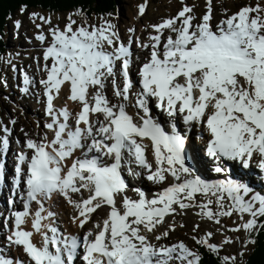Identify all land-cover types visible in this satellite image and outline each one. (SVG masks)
I'll use <instances>...</instances> for the list:
<instances>
[{
    "label": "snow or ice",
    "instance_id": "obj_1",
    "mask_svg": "<svg viewBox=\"0 0 264 264\" xmlns=\"http://www.w3.org/2000/svg\"><path fill=\"white\" fill-rule=\"evenodd\" d=\"M206 8L194 23L192 8L184 6L176 16L150 25L156 34L148 37V43L137 39L138 47L151 51L139 67L135 92L129 74L130 49L110 20H102L99 26L73 28L75 21L69 18L63 29L50 26L51 42L43 49V59H51V65L45 63L46 75L39 83L44 112L50 118L44 127L53 136L34 140L25 134L24 148L31 155L16 154L12 181L14 189L23 185V210L10 213L12 226L5 237L10 245L22 248L28 264H75L78 246L82 264H198L201 257L183 242L157 245L149 239L166 216L190 208L199 209L196 215L216 224L222 216L240 214L241 222L230 231L250 233L258 223L264 227V221L256 219L264 216V195L253 191L243 175L214 182L202 179L189 161L187 133L182 135L171 123L179 113L186 127L203 125L208 133L205 152L215 162L216 173L227 172L230 162L250 171V162L258 156L257 167L264 181V16L260 15L264 10L242 7L213 28L211 0ZM138 11L144 13L145 6L141 4ZM252 12L257 14L250 16ZM37 18L50 23V19ZM14 23L19 27V21ZM165 29L170 33L166 39L162 37ZM36 39L43 42L45 35L37 34ZM117 73L122 86L117 83ZM20 74L25 85L20 91L27 92L31 81L22 69ZM109 78L115 103L105 94ZM65 83L69 85L67 100L79 105L74 124L68 107L56 108L53 103ZM130 101L134 115L127 111ZM152 101L169 118L171 132L152 115ZM93 116L103 118H90ZM3 132L0 151L9 146L8 129L4 127ZM145 139L150 141L154 167L146 158ZM69 158L70 164L66 163ZM192 160L198 162L195 152ZM133 162L154 184L168 176L172 182L151 199L139 188H133L136 196L130 197L122 166ZM128 171L142 175L130 167ZM81 190L88 193L87 198ZM73 194L81 198L73 199ZM197 194L203 197L200 203ZM53 195L75 209L71 219L80 229L101 206L109 210L102 223L83 232L79 243L76 235L62 238L56 227L44 223L54 215L51 211L44 214V202ZM32 202L37 205L35 212L31 211ZM13 203L10 198L8 204ZM213 204L215 211L210 207ZM245 213L250 217L247 220L243 219ZM29 217L31 230H25L22 225ZM34 234L40 237L39 242L33 241ZM167 235L164 231L155 239ZM193 240L213 253L218 251L204 237ZM224 242L230 241L226 238ZM229 261L224 257L221 264ZM0 264L24 261L0 257Z\"/></svg>",
    "mask_w": 264,
    "mask_h": 264
},
{
    "label": "rangeland",
    "instance_id": "obj_2",
    "mask_svg": "<svg viewBox=\"0 0 264 264\" xmlns=\"http://www.w3.org/2000/svg\"><path fill=\"white\" fill-rule=\"evenodd\" d=\"M114 1H116V6L113 8V14L109 15L107 18L98 20L89 19L83 14L77 13L76 11H70L73 14L72 15L70 13L49 14L37 10H24L19 11L18 16L9 23V35L7 41L9 44V49L12 50V55L10 56V61L8 64L10 66L8 74L10 79V92L9 94L0 95V136L4 135L3 128L6 127L8 129L7 138L10 142L8 149L11 147L13 148L8 153H6V151H0V165H2V168H0V198H2L0 199L1 230L4 228L3 216L6 209L5 208L1 210L2 201H4L3 205H5V197L3 194L6 193V189L8 188L7 180L10 177L12 170L10 157L14 153H18L16 152L17 139L15 140L16 136L14 133L15 131L17 133L20 131L25 132L24 130L26 127L31 130L34 129L35 126L38 127L39 124L43 125L44 123L43 117L36 115L33 109L32 95L35 89L32 86H28L27 92L20 91L22 88L21 80H23L20 74L21 69L26 75H31L33 77L34 74L38 73L41 61H44L48 64L50 63V60L45 61L43 59V49L45 48V44L47 42H45L44 45L41 44L36 39V34L38 32L49 33L50 26L63 29L69 18L75 21L73 28H75L77 25L84 24L89 26H99L102 20H110L111 23L115 25L121 42H124L125 45L127 44L128 46H134L136 40L139 39L138 35L140 36V31H143L144 35L147 36V34L151 32L152 29L150 25L157 24L165 17L175 16V13L179 8L182 9L184 6L191 7L192 14L195 17V22H199V17H201L207 10V0ZM141 4L145 6V11L142 14L138 11ZM239 6L249 8H255L258 6L261 10H264V0H211V16L215 26L220 23L223 18H227L230 16V14H234ZM33 13L37 14V16H32ZM76 13L77 15H75ZM256 14L257 13L252 12L250 13V16H255ZM260 15L264 16V11H261ZM37 17H44L46 20L50 19V23H45L44 20H41ZM15 21H19V27L15 25ZM37 25H39V28ZM129 29H132V31H129ZM134 58L139 60V58L136 56ZM13 66H15V70H13ZM118 83L119 85L121 84V78L118 80ZM106 86L112 90L111 78L106 81ZM191 138L192 142L190 145H192L191 147L193 152L201 157L203 147L197 145L195 141H193V135H191ZM200 157H198V162L200 163L202 170H200L197 166L196 168L195 165H193V162V164L191 162L190 163L192 164L194 171L200 175L202 179L207 181H222L225 179H231V174H228L227 172L216 173L214 171L216 164L213 160ZM209 164H211L210 168L207 166ZM5 165H8L7 171H4ZM204 167L208 170L206 174ZM254 173L257 176V172L254 171ZM234 174L251 178L252 181L251 184H249L250 187L255 191H259L261 189L259 186H257V182L253 180L254 177L249 172L242 174L236 167ZM171 182L172 178L168 176L166 177V180L161 183L153 184V182L147 180L144 181L143 184L146 185L149 190H152L153 193H157ZM140 183L141 181L137 182L138 188ZM260 194L264 195L263 191ZM196 200L198 203L202 202V195L197 194ZM210 207L213 211L216 210L215 204L211 205ZM196 209L197 208L191 209L192 216L190 217L179 213L171 214V217L165 219L163 222L161 231V233L168 231V235L159 241L155 239V236H149L151 242L157 245H172L178 242H183L189 248V250L192 251V245L196 244V241L193 240V237H196L197 239L204 237L209 243L217 246V252L222 258L229 257L230 262L231 260H236L241 252H248L250 250L249 245L244 242L248 233H246L243 229H240L239 231H230L231 228L235 227L236 224L241 222L240 214L234 213L231 216H222L220 218V224H216L214 221L207 220L206 218H204L206 221H202V219H200L201 217L196 215ZM100 217H103V211L99 218ZM249 218L250 217L247 213L243 214L244 220ZM169 225H174V228H169ZM255 228L256 226L254 229ZM208 233H211V235L209 236ZM226 238L230 242L225 243L224 241ZM1 241L2 240H0V246ZM7 251L9 252V249H7Z\"/></svg>",
    "mask_w": 264,
    "mask_h": 264
},
{
    "label": "bare ground",
    "instance_id": "obj_3",
    "mask_svg": "<svg viewBox=\"0 0 264 264\" xmlns=\"http://www.w3.org/2000/svg\"><path fill=\"white\" fill-rule=\"evenodd\" d=\"M40 33H43L45 35V40L43 42H41L39 40L38 41L41 44H43V45L45 44V42H47L45 44V47L46 46H49V44L51 42V38H50L49 33L38 32L37 34H40ZM155 34L156 33H155V31H154L153 28L151 29V32H149L147 34V36L144 35L143 31H140V36L138 35L140 43L141 44L148 43L149 42L148 41V37L150 35H155ZM168 35H170V33H169V31L167 29H165L164 32L162 33V37L164 39H166ZM122 43L125 45L124 42H122ZM125 46L126 47H129L130 52H131V64H130V69L129 70H130V72L131 71H136V69L139 68L141 66V64L145 61V58L148 56V53L151 51V49L150 48L149 49H144V48L138 47L137 43H135L134 46H128L127 44ZM161 47H162V45H161ZM135 56L138 57L139 60H136L134 58ZM45 63L46 62L41 61L39 71H38V73L34 74L33 77L31 75H28V77H29V79L31 81V84L29 86H32L35 89L33 91V95H32V105H33V109H34L36 115H38L40 117H43L44 123H43V125L42 124H39L38 127L35 126L34 129H31V130H29L26 127L25 130H24L25 132H21L20 131V132L17 133L15 131V133H14V135L16 136V139L18 141V146L16 147V150H18L19 152H22L23 151L29 157L31 155V151L28 150V149H26V148H24V140L26 138L25 134H27V137L28 138H32L34 140H38V139H41V138H44V137H47L48 139H51L52 136H53L52 131L49 130V129H46L44 127V124L46 122H48L50 118L44 112L45 99L43 97V87L39 83V81L42 78H45V75H46L44 73V71H43V68H44ZM118 80H119V73H117V83H118ZM132 81L133 82L135 81L134 75L132 76ZM21 86L22 87H25V85L23 84V80H21ZM120 86H122V82H121ZM137 89L138 88L134 84V87L132 88V91L135 92V91H137ZM68 94H69V85L67 83H65L64 85H62V87H61V89L59 91L58 96H56L54 98L53 103H54V106L56 108H60V107H63V106L66 105L68 107V109L70 110V112L72 113V116L70 117V123L74 124L75 112L79 110V105L76 102H72V101L67 100ZM105 94H106V96H107V98H108V100L110 102H112V103H115L116 102V98L113 96V90L109 89L106 86V83H105ZM127 109L132 110L133 112H135V109L131 106V101L129 102V106H128ZM158 110L159 109H156L150 103V111L153 112L154 117L161 123V125H165V127L168 126L164 122V119H166L168 117L166 116V114H164L163 112L158 111ZM177 115H178V113H177ZM177 115L175 117V120H179V121H182L183 122L182 117L180 118V116H177ZM90 118H93V119H102L103 117L102 116H93V117H90ZM182 135H184V134L182 133ZM207 135H208V133L205 132L204 129H203V136L206 137ZM201 136H202V134H201ZM201 140L203 142V145L205 146V140H204V138H201ZM197 142L199 143L200 141L197 140ZM185 143H186V150L188 152L189 161L191 163L193 162L194 164L193 163L192 164L195 165V167L197 166V167H199L200 170H202V167H201L200 163L197 162V161H193L192 160L193 151H192V147H191L192 145H190V137L188 136V134L186 135V141H185ZM204 153H205V151H204ZM75 155L78 156L79 155V151H77L75 153ZM15 159H16V156L14 158V161H15ZM257 161H258V156H255V158H253V160L251 162L250 168L254 169L253 166H257L256 165L257 164ZM70 162H71V159L69 158L66 161V163H70ZM7 166L8 165H5L4 171H7ZM141 170H143V169L140 168V172H142ZM143 173H144V171L142 172V176L141 177L145 181V175L146 174L143 175ZM232 178L233 179H239V178L236 177V175L235 176L233 175V177L231 175V179ZM259 179L261 180V174L259 175V178L256 177L257 183H259ZM12 181H13V179L11 180V182ZM245 182L250 184V179L245 178ZM7 183H8V185H10L9 180H7ZM10 187H12V186H10ZM139 189L142 190V191H144L145 194H146V196L149 199H151L156 194V193H153L152 190H149L148 187H146L143 183H141V187ZM162 190H160V191H162ZM129 192H130V189H129ZM82 193H83V197L84 198H87L88 193L85 192V191H82ZM127 195H129L130 197L135 198L136 193L133 192L132 189H131V193L130 194H127ZM80 198H81L80 194H73V199L79 200ZM0 199H2V198H0ZM103 207H105L106 209H108L107 206H103ZM36 208H37V205L36 204L35 205L34 204L31 205V211L32 212H35ZM44 209H45V213H44L45 215L47 214L48 211H51V212L54 213V215L52 217H49L47 220H45L44 223H48V224H51L52 226L56 227L58 229V231L60 232L62 238L65 237V236H69V235H76L78 238L81 237V236H83L82 233L84 231H87L88 229L92 228V220H94V219L96 220L97 219L96 216L97 215H100L101 212H102V210H103V208L101 206L98 210H96L94 213H92L91 216H90V222H87L85 224L84 228L83 229H80L75 224L72 223V219L71 218H72V215L75 213V209L71 205H69L61 196H59V195H53L50 199H48V201H45L44 202ZM191 209L192 208L186 210L183 214L185 216H187V217L192 216ZM6 210L8 211L9 209L6 208ZM198 211H199V209L198 210L196 209V212H198ZM170 217H171V215L166 216L165 219L170 218ZM200 219H202V221H206V219H204V218H200ZM30 221H31V217L27 218L26 223L24 225H22V227H24L25 230H31ZM7 222H8V225H9V229L1 230V228H0V238L2 239L1 244L3 246H9L10 245L6 241L5 237L9 234V231L11 229L12 224L10 223V220H8ZM162 227H163V223H162V225H160V226L157 227V229L155 231V234H149V236L159 235L161 233V231H162ZM142 232H143V230H142ZM3 234H4V236H3ZM49 235H51V233H49ZM32 239H33L34 242H39L40 237L38 235H35L34 234L33 237H32ZM0 254H1V257H4L5 259H8V260H12L13 262H15L16 260H22V261H24V264H28V259L26 257V254L23 253L22 248L19 247V246H18V249L17 250L16 249H13L12 254H13L14 257L10 256V254H8V252L5 251L4 247H2V246H0ZM76 260H77V263H75V264H82V261L79 258L76 259Z\"/></svg>",
    "mask_w": 264,
    "mask_h": 264
},
{
    "label": "trees",
    "instance_id": "obj_4",
    "mask_svg": "<svg viewBox=\"0 0 264 264\" xmlns=\"http://www.w3.org/2000/svg\"><path fill=\"white\" fill-rule=\"evenodd\" d=\"M38 10L54 14L66 11H76L87 18H103L113 14L116 6L114 0H0V94L10 92L7 79V60L11 50L7 37L9 35V23L21 10ZM258 222L264 221V216L256 218ZM250 251L241 252L235 264H264V227L258 223L256 230L249 233ZM194 250V249H193ZM195 253L201 259L198 264H221L222 257L213 253L202 244L196 243ZM229 264L231 262L229 261Z\"/></svg>",
    "mask_w": 264,
    "mask_h": 264
}]
</instances>
